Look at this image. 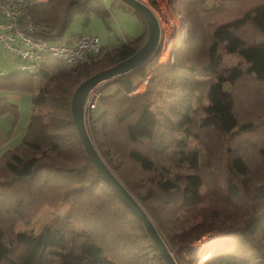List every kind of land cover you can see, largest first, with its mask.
Masks as SVG:
<instances>
[{"label": "trees", "instance_id": "trees-1", "mask_svg": "<svg viewBox=\"0 0 264 264\" xmlns=\"http://www.w3.org/2000/svg\"><path fill=\"white\" fill-rule=\"evenodd\" d=\"M205 1H194L203 17L186 18L185 38L167 63H157L159 46L152 58L110 80L117 91L103 96L97 88L101 110L89 114L85 129L177 263L185 252L195 260L201 251L192 243L217 230L232 239L222 242L209 264H264V176L255 172L264 167V0H216L219 18L229 17L217 24V17L201 13ZM104 2L47 0L29 11L51 30L37 36L55 42L63 40L74 15L85 23L99 16L108 27ZM82 33L89 32L67 34L64 41ZM145 37L144 29L117 45L101 44L106 64L100 70L130 57ZM91 67L71 69L47 58L36 73L19 64L17 71L0 70V91L29 94L33 106L19 143L0 152V264H166L80 142L70 102L81 78L95 73ZM147 75L145 92L130 95ZM8 113L16 121L17 107L0 98V116ZM187 133L200 137L197 147L176 141ZM125 167L146 174L145 183L130 178ZM62 206L69 209L66 217L38 232L1 227L29 223L43 208Z\"/></svg>", "mask_w": 264, "mask_h": 264}, {"label": "rangeland", "instance_id": "rangeland-1", "mask_svg": "<svg viewBox=\"0 0 264 264\" xmlns=\"http://www.w3.org/2000/svg\"><path fill=\"white\" fill-rule=\"evenodd\" d=\"M144 2L152 11V13H155V16L158 20V24L160 25V33H161V44L158 53V59L157 63H167L170 58L173 57L175 52V47L178 43H180V40L185 38V32H187V25L184 23L187 19L195 17H203L199 14L198 7L199 5H194L195 0L188 1L185 5L180 0H139ZM209 7H207V4L205 3L203 6V9L201 12L204 14L205 17H210L212 20H214L216 17V24L219 22V20H228L229 17L223 16L222 18H219L220 13L214 10L215 8V2L216 0H206L205 1ZM105 6L110 10L111 17L107 20L106 26L105 22L96 15H91L89 21L86 23L84 22V18L82 16L74 15L73 19L71 20V23L69 27L67 28V33L64 35L61 40L62 42L65 40V37L67 34L70 33H76L80 30H86L89 33H94L98 36L100 40V44L102 45H110L114 46L117 45L120 40H123V37H136L140 34L142 31L141 26V19L139 17V14H137L130 6L126 5L125 3L121 2L120 0H105ZM186 9L187 11H184L183 9ZM211 10V11H210ZM195 22V21H194ZM193 22V23H194ZM85 24V25H84ZM215 25V24H214ZM202 28H205L204 26ZM208 27L206 26V29ZM247 31L245 33L247 34ZM147 32V27H146ZM103 56L101 59L91 63V68L94 70V72H99L105 66V60L103 61ZM228 60V59H227ZM19 57L16 56V54L10 52L7 49H4L2 45H0V70L4 73L10 72V71H17L18 70V64H19ZM198 77L204 78L202 73H198ZM149 79V76L147 77L135 88L130 95H133L135 93H142L145 92V88L147 86V80ZM83 77L81 80L76 84L75 88L82 82ZM111 80V79H110ZM107 80V82L101 83V88L99 91L101 92V95L105 96L107 94L114 93L117 91V85ZM253 86L249 84L242 93H246L249 91ZM74 88V89H75ZM73 89V91H74ZM19 96L21 95L22 98H20L19 102L17 103V119L14 120V127L16 130L20 129L21 126L24 125V123L30 118L32 114V103L31 99L29 98V95L24 92H19ZM198 99L196 98V101L194 102V105H196ZM260 99H256V102H259ZM97 107L91 114L92 116H95L100 110H101V104L99 103V99L96 100ZM259 105V103H257ZM39 113L45 114L46 107L44 105H40V110H38ZM242 114H245V112L241 111ZM12 115V114H11ZM29 122V120H28ZM88 128V123H87ZM25 127V125H24ZM23 128V127H22ZM17 132H13L12 134H16ZM20 134V138H21ZM208 134H205L204 136L201 134L202 138L206 137ZM23 136V135H22ZM18 137V135H17ZM14 138V137H13ZM19 138V140H20ZM18 140V138H17ZM16 140V141H17ZM176 141L181 143L182 145H187L188 147H197L200 142V137L197 135H192L190 133H187L185 135H179L176 138ZM18 143V142H17ZM11 144V143H9ZM12 145H15V143H12ZM168 153H170V150H168ZM251 162L255 164L256 162L252 160V157L250 158ZM256 169L258 168V165L255 164ZM123 172H126L130 178H133V180H140L143 183L144 179L147 177L146 174L140 173L138 171V168L134 169L131 167H125L123 168ZM133 172L135 174H133ZM255 172L258 173V177L261 175L264 176V167L259 168L255 170ZM262 172V173H261ZM141 192H144V189H140ZM204 188H201V194L204 193ZM149 204L151 206H156L158 208L157 213H161L162 208L161 205H159L156 201L153 199L150 200ZM68 207L62 206V208L53 209L45 207L42 210H40L35 218H33L32 221L29 223H24L21 221L14 222L13 224L9 221L7 223H3L1 225L2 229L6 233H14L18 231L26 232V231H34L38 232L41 229H43L46 226L51 225V223L54 220H63L67 213H68ZM169 214L164 212L163 216L167 217ZM162 216V217H163ZM197 219L196 222H199ZM229 236V235H227ZM234 236V235H233ZM229 238L231 240L232 238L223 236L220 232L217 230L214 231H206L201 235V238L194 241L192 245L198 249H200L201 253L199 256L192 260L189 258V256L186 254V252L183 254L184 262L181 261L182 264H209L211 256L209 253L211 252V245L215 242L216 239L220 238ZM172 252V251H171ZM174 255V252H172ZM203 254H207L205 258L202 260ZM210 256L207 258V256ZM177 263V262H176ZM179 264V263H178Z\"/></svg>", "mask_w": 264, "mask_h": 264}, {"label": "built area", "instance_id": "built-area-1", "mask_svg": "<svg viewBox=\"0 0 264 264\" xmlns=\"http://www.w3.org/2000/svg\"><path fill=\"white\" fill-rule=\"evenodd\" d=\"M37 0H0V45L20 58L19 69L27 73H36L38 67L47 58L63 62L65 67L76 69L81 64H91L99 60L100 40L95 34H74L66 41H49L37 33H49L50 27L36 22L29 8ZM160 33V38H161ZM91 88L83 102L82 117L86 126L89 114L95 110L99 98L97 88Z\"/></svg>", "mask_w": 264, "mask_h": 264}, {"label": "water", "instance_id": "water-1", "mask_svg": "<svg viewBox=\"0 0 264 264\" xmlns=\"http://www.w3.org/2000/svg\"><path fill=\"white\" fill-rule=\"evenodd\" d=\"M120 1L130 6L137 14H139L141 18H143L145 26L147 27L145 37L146 40L135 53L131 54L130 57L119 61V63L114 66L108 67L103 71L95 72L93 75L84 78L73 91L74 93L70 102L71 113L76 124L80 142H82L87 154L90 155L93 165L96 167L97 171L101 173L106 182L117 191L121 200L126 203L132 212L140 219L143 227L146 229L149 239L153 241L154 245L161 252L166 264H178L176 263L172 252L169 251L165 242L161 239L156 226L153 225L152 220L149 218L148 214H146L142 205L135 200L130 191L127 190V188L120 182L109 167L106 166L101 155L97 153L94 143L91 141L87 129H85L84 119L82 117L83 102L91 88L95 87V85L99 83L115 79L119 77V75L126 73L132 68H135L149 60L155 55L161 44L160 25L158 24L155 13H152L150 8L142 1Z\"/></svg>", "mask_w": 264, "mask_h": 264}, {"label": "crops", "instance_id": "crops-1", "mask_svg": "<svg viewBox=\"0 0 264 264\" xmlns=\"http://www.w3.org/2000/svg\"><path fill=\"white\" fill-rule=\"evenodd\" d=\"M46 1L47 0H37L36 4H40V3H43ZM141 22H142L141 23L142 31L145 29V33H146L145 23H143V21H141ZM142 31L140 33H142ZM122 39L125 40L124 37ZM19 92H21V91H7V92L0 91V98L8 100L11 104H13L14 106L17 107V103L19 102L20 98H22L21 95L19 96V94H18ZM29 98L31 99L30 95H29ZM28 120L24 123L25 127L28 124ZM24 125L21 126L20 129H17V130L15 128L13 129V127H14L13 116L10 113L5 114L3 116H0V152H2L5 149H9V147L15 146L16 144L19 143V141L21 140L20 134H22V135L24 134V129H25ZM13 132H17V133L12 134ZM17 135H18V137H17ZM22 135H21V137H22ZM17 138H18V140H17ZM19 138H20V140H19ZM9 143H11V144H9ZM12 143H15V145H12Z\"/></svg>", "mask_w": 264, "mask_h": 264}, {"label": "bare ground", "instance_id": "bare-ground-1", "mask_svg": "<svg viewBox=\"0 0 264 264\" xmlns=\"http://www.w3.org/2000/svg\"><path fill=\"white\" fill-rule=\"evenodd\" d=\"M227 240H229V238H220V239H216L215 242L211 245V252L209 253V255H213L215 253V250L221 246L222 242H227ZM207 254H203V258L202 260L205 258ZM207 256V258H209L210 256Z\"/></svg>", "mask_w": 264, "mask_h": 264}]
</instances>
